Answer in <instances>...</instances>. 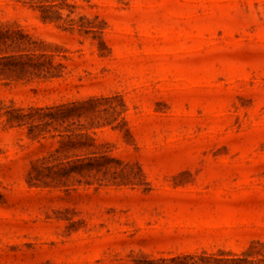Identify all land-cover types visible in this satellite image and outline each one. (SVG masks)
<instances>
[{
	"label": "rangeland",
	"instance_id": "obj_1",
	"mask_svg": "<svg viewBox=\"0 0 264 264\" xmlns=\"http://www.w3.org/2000/svg\"><path fill=\"white\" fill-rule=\"evenodd\" d=\"M0 26L53 74L0 67V264L264 250V0H0Z\"/></svg>",
	"mask_w": 264,
	"mask_h": 264
},
{
	"label": "trees",
	"instance_id": "obj_2",
	"mask_svg": "<svg viewBox=\"0 0 264 264\" xmlns=\"http://www.w3.org/2000/svg\"><path fill=\"white\" fill-rule=\"evenodd\" d=\"M43 20L52 19L55 16H51L47 10H43L40 14ZM16 38L12 37L8 30L2 29L0 26V50L2 49V45L8 46L12 42H16ZM34 53H12L6 55H0V67H5L11 70H20V71H28L29 69H37L39 71L45 70L50 75H53L49 68H43V64L40 63L37 59L32 60L31 56ZM25 56L26 58H23ZM36 58L39 55H35ZM60 65V63H57ZM56 65L50 63V67H55ZM48 67V66H47ZM93 97H87L86 99H74V100H66L62 102L47 104L44 106H37V110H42V114H39L40 119H44L45 122H58L59 124L70 122L73 123L75 119H78L82 116H86V111L82 110V107L87 104V102L92 101ZM78 134L79 136H84V138L93 140V137L88 135L85 132L75 133L73 131L66 132L64 135L68 137V143L70 145H75L76 143H81L80 138H71L70 136H75ZM63 135V134H62ZM80 145V144H79ZM258 243L260 246L264 248V243L258 240L254 241ZM220 256L213 254H187L182 257H170L169 259L172 261L183 260L186 258L193 259L191 264H264V250H257L256 252L250 251H242L240 254L227 252V255L221 251ZM161 262H164L166 258H160ZM154 264H159L158 261L152 260ZM185 264H187L185 262Z\"/></svg>",
	"mask_w": 264,
	"mask_h": 264
}]
</instances>
